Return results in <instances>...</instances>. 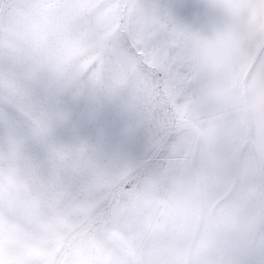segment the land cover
Wrapping results in <instances>:
<instances>
[{
  "label": "clouds",
  "instance_id": "clouds-1",
  "mask_svg": "<svg viewBox=\"0 0 264 264\" xmlns=\"http://www.w3.org/2000/svg\"><path fill=\"white\" fill-rule=\"evenodd\" d=\"M195 7L202 22L181 30L177 81L117 51L123 5L0 0V104L49 143L36 162L0 124V264H264V0ZM221 115L251 142L226 190L199 178ZM109 117L118 141L52 143L60 128ZM128 212L149 250H129Z\"/></svg>",
  "mask_w": 264,
  "mask_h": 264
},
{
  "label": "rangeland",
  "instance_id": "rangeland-1",
  "mask_svg": "<svg viewBox=\"0 0 264 264\" xmlns=\"http://www.w3.org/2000/svg\"><path fill=\"white\" fill-rule=\"evenodd\" d=\"M112 3L125 6L124 13L117 22L119 35L114 43L117 51L132 53L139 58L140 63L152 67L154 80L165 77V73H168L178 81L179 74L185 71L178 55L179 44L183 39L181 30L201 24V12L195 7L200 0H112ZM177 86L180 87L179 84ZM142 87L145 99H150L151 87L147 84H142ZM4 123L19 130V143L25 156L36 162L45 160L49 143L32 137L15 105L0 104V124ZM208 134L211 142L206 147L203 159L199 161V178L210 181L215 188L226 190L231 183L232 162L249 154L251 142L246 133L233 131V124L226 115H221L218 121L210 126ZM76 135H91L98 140L118 141L124 133L120 125L110 117L92 127L84 121H77L71 127L58 129L52 143H63ZM128 135L131 137L132 133ZM152 143L155 145L152 153H155L159 144L163 143V133L155 136ZM136 147L139 151V145ZM181 150L186 152L187 148ZM254 151H258V145ZM153 162L148 161L149 164ZM251 170L259 176L260 166L257 160L251 161ZM126 227L133 234L135 241L129 242V250H149L154 238L148 232L137 231L133 212L127 213Z\"/></svg>",
  "mask_w": 264,
  "mask_h": 264
}]
</instances>
